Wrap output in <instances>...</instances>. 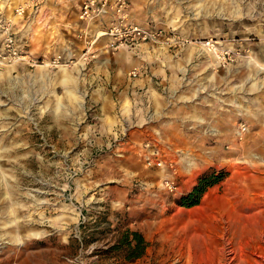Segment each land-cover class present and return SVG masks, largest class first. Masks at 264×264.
Wrapping results in <instances>:
<instances>
[{"label":"rangeland","instance_id":"rangeland-1","mask_svg":"<svg viewBox=\"0 0 264 264\" xmlns=\"http://www.w3.org/2000/svg\"><path fill=\"white\" fill-rule=\"evenodd\" d=\"M80 2L13 18L24 48L75 62L0 63V264H264V0H129L130 19L163 36L115 49L78 20ZM139 65L157 91L127 92ZM146 142L168 151L161 165ZM201 177L198 202H182ZM125 229L147 241L139 256L111 248Z\"/></svg>","mask_w":264,"mask_h":264},{"label":"built area","instance_id":"built-area-1","mask_svg":"<svg viewBox=\"0 0 264 264\" xmlns=\"http://www.w3.org/2000/svg\"><path fill=\"white\" fill-rule=\"evenodd\" d=\"M26 1L19 2L13 7V16L3 14L0 10V63L20 62L29 66L48 65L49 67L67 66L74 63V57L64 58L60 54L41 57L22 46L17 36V26L13 18L14 16L23 15L29 6L37 8L38 4L37 0ZM128 8L129 0H81L78 17L86 23L106 19V27L99 32L109 37L107 46L112 49L160 42L163 29L136 23L130 19ZM196 42L207 51L215 53L216 57L222 62L231 58L229 49L219 47L217 40L205 38ZM84 54L82 53V56ZM142 68L141 65L132 68L130 75L137 76ZM141 153L147 164L161 165L163 162L158 149L150 147L149 142L144 143V150ZM162 184L170 192H176L178 189L176 179L171 174L164 176Z\"/></svg>","mask_w":264,"mask_h":264},{"label":"trees","instance_id":"trees-1","mask_svg":"<svg viewBox=\"0 0 264 264\" xmlns=\"http://www.w3.org/2000/svg\"><path fill=\"white\" fill-rule=\"evenodd\" d=\"M204 181L205 177H201L192 190L185 196H182V202L187 203L188 205L197 203L205 185ZM146 246L147 241L141 232L134 229H127L120 234V237L111 248L125 247V256L130 258L142 254L145 251Z\"/></svg>","mask_w":264,"mask_h":264},{"label":"crops","instance_id":"crops-1","mask_svg":"<svg viewBox=\"0 0 264 264\" xmlns=\"http://www.w3.org/2000/svg\"><path fill=\"white\" fill-rule=\"evenodd\" d=\"M79 12V11H78ZM78 20H80L79 19V17H78ZM104 20L105 19H101V20H96V21H93L91 24L93 25V26H96L94 29H96L95 31L96 32H99L101 29H104L105 27H106V25H104V24H106L105 22H104ZM80 21H82V20H80ZM82 22H84V21H82ZM97 22V24H95ZM98 23H101L102 25H98ZM107 40H108V36H107V38H106ZM105 45H107V43H105ZM142 74V77L141 78H139L140 80H138V81H133V82H131V83H129V85H128V87H127V92L128 93H130V92H135V91H137V90H140L141 89V91H145L144 93H148L149 92V94H150V92H151V90H155V91H157V89L159 88L158 86H157V84H158V81L156 80V78L154 77L155 76V73H154V71L153 70H151V69H148L147 67H145V69L139 74V76ZM163 76H165V75H163ZM136 82H138V83H136ZM145 87V88H144ZM155 87L157 88V89H155ZM166 87V85L165 84H163V88H162V91H164V90H167L168 92H174V89H173V87L171 88V86H168L167 85V88H165ZM144 88V89H143ZM165 88V89H164ZM173 90V91H172ZM146 101H148L149 102V106L151 105V103H152V105H157V103H156V99H151V98H147V99H145ZM148 118H150V116H147ZM147 117L146 118H144V119H146L147 120ZM154 146V148H156V149H158V151H159V154H160V151L162 152V153H168V151H166V150H164V149H162V148H160V146H157V145H153ZM138 153H139V151H138ZM165 170V168H159L158 169V171L160 172V173H162L163 171ZM174 177H175V179L177 180V178H178V180H179V182H180V180H181V176H180V179H179V174H172ZM187 187V186H186ZM190 188V186H188L187 187V190ZM119 201V200H118ZM125 230H127V229H125ZM124 230V231H125Z\"/></svg>","mask_w":264,"mask_h":264},{"label":"bare ground","instance_id":"bare-ground-1","mask_svg":"<svg viewBox=\"0 0 264 264\" xmlns=\"http://www.w3.org/2000/svg\"><path fill=\"white\" fill-rule=\"evenodd\" d=\"M99 33H101V32H99ZM40 66H42V65H40Z\"/></svg>","mask_w":264,"mask_h":264}]
</instances>
